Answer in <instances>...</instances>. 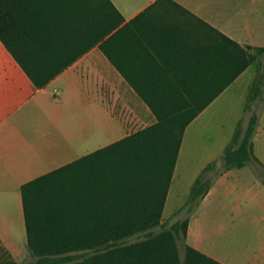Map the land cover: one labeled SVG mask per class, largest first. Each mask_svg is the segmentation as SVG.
<instances>
[{
	"label": "trees",
	"instance_id": "16d2710c",
	"mask_svg": "<svg viewBox=\"0 0 264 264\" xmlns=\"http://www.w3.org/2000/svg\"><path fill=\"white\" fill-rule=\"evenodd\" d=\"M96 1L95 36L64 39L60 47L61 39L34 35L32 0H0V39L37 87L47 86L96 44L113 59L107 49L111 37L105 36L123 16L110 0ZM103 6L110 7L106 23ZM203 24L206 52L193 50L185 69L149 85L134 83L121 69L156 116L153 124L22 185L27 244L35 257L25 264H225L187 243L185 215L195 212L230 168L254 162L264 181V163L254 150L264 104V46L243 45ZM28 45L41 49L24 52ZM251 64L257 74L221 161L208 163L194 181L176 210L185 218L163 219L187 126ZM0 264L20 263L9 257Z\"/></svg>",
	"mask_w": 264,
	"mask_h": 264
},
{
	"label": "crops",
	"instance_id": "0c3cea01",
	"mask_svg": "<svg viewBox=\"0 0 264 264\" xmlns=\"http://www.w3.org/2000/svg\"><path fill=\"white\" fill-rule=\"evenodd\" d=\"M110 1L123 16L122 22L105 36V39L111 37L107 49L114 61L96 44L45 87L39 88L34 84L0 39L1 235L24 228V183L156 121L149 105L133 88L121 69L132 77L134 83L140 85L156 84L154 80L160 79L162 74L185 69L190 66L193 50L206 52L208 40L203 21L243 45L264 46V0ZM32 3L35 36L61 39L60 47L65 46L64 39L95 36L96 0H32ZM99 12L104 17V22L106 18L109 22L110 7L103 6ZM39 49L41 47L38 45H28L24 52H38ZM73 50L78 51L76 48ZM256 74V65H249L187 126L163 210V219L169 218L164 214L172 197L178 194L176 187L185 178L186 172L181 167L182 162L185 163L191 135L201 134L211 123L223 125L224 120L221 119L226 117L224 106L231 98L237 101V114L232 124L234 129L243 116L249 87ZM97 124L104 135H112L114 138L94 144L95 139L90 135L96 133ZM80 135L85 136L80 139ZM226 145L223 142L217 149L206 151L204 155L207 157L200 164L193 162L192 169L189 168L192 172L190 191L194 181L210 161H221ZM256 155L264 163V157ZM189 164L190 162V167ZM250 164L255 167L254 162ZM235 176V167L228 169L217 179L202 201L207 202L217 194L222 196L225 192L219 191L218 185L230 187ZM254 182L255 186L249 185L244 197L261 198L264 194V182L261 178ZM256 185L260 187V192L253 193ZM227 192L230 191L226 190ZM241 202L238 199L235 203ZM11 203L15 204L20 214L19 227L9 217L8 206ZM183 204L184 202L174 205L171 214ZM249 209L238 207L234 208L235 212L228 213L225 212L227 207L199 205L189 221L188 243L225 264H264V244L255 255L236 259L230 253L215 252L199 240L203 228L210 224L223 227L226 220L235 222L239 220L235 214L246 213ZM260 209H255L252 213L256 215L251 218L253 221L261 222L264 219L256 214Z\"/></svg>",
	"mask_w": 264,
	"mask_h": 264
},
{
	"label": "rangeland",
	"instance_id": "374dc122",
	"mask_svg": "<svg viewBox=\"0 0 264 264\" xmlns=\"http://www.w3.org/2000/svg\"><path fill=\"white\" fill-rule=\"evenodd\" d=\"M236 103L237 101L233 100V98L227 100L225 103L224 109L226 117L221 119L224 120L223 125L220 123H211L205 128V130H203V132H201V134L191 135V140L189 142L190 144H188L187 147V149H189L186 150V157H183L185 163L182 162L181 167L182 171L186 172V175L185 178L180 181L181 183H178L179 185L177 184L178 186L176 189L178 194L172 197V200L164 214L166 217L169 216V218L166 219L169 220L177 217H184L182 213L177 214L175 212L171 214V211H173L174 205L181 204L183 202L185 203L188 200L190 194V178L192 175V172L189 170V168L192 169L191 166L193 162L200 164L203 159L207 157L204 155L206 151H213L221 146L223 142L228 144L232 139L236 126L240 121H237L233 129L232 124L237 114L235 111V107L237 105ZM84 136L85 135H80V139H82ZM90 136L95 139L94 144L96 145L103 142H108L114 138L112 135H104L101 132L98 124L96 126V133ZM254 150L259 156L264 157V104L260 115V124L254 136ZM189 162L190 167L188 166ZM194 167H196V165ZM235 169L236 176L232 179L231 182L233 184H231L230 187L227 188L223 184L218 185L219 191L225 193L220 197L218 194V196H212V198L207 202H203L202 199L199 205L227 207L228 210L225 212L228 213L235 212L234 208L236 209L238 207H247V209L250 208L249 211L242 214H235V216L239 217V220H236L235 222L226 220L223 227L217 226L219 224H216V226L215 224H210L209 227L203 228L202 235L199 237V240L207 244V246L213 249L215 252L221 254L230 253L235 256L236 259H245L247 256H253L259 252L262 245L264 244V219L261 220V222L253 221L251 219L253 216H256L255 214H252L254 210L260 208L261 211L256 212V214L259 217H264V194H262L261 198L244 197V192L247 190L249 185H254L253 183H255V179L260 177L256 173L255 167H253L250 163L246 164V166L241 169L238 167H235ZM221 175H219L217 179ZM261 180L263 181L262 178ZM226 190H229L230 192L226 193ZM259 190L260 187L256 185V187H254L253 193L260 192ZM238 199L242 200L241 204L235 203ZM8 210H10L9 217L14 219L16 227H19L20 214L17 212L18 209L15 204L11 203L8 206ZM192 215L193 213L185 215V217L191 218ZM228 215L230 216V214H227V216ZM22 222L24 228H17L15 231L9 232L8 234H0V261L11 257L18 263L25 264L30 260L35 259L28 248L24 216L22 218ZM186 241L188 243L187 239Z\"/></svg>",
	"mask_w": 264,
	"mask_h": 264
}]
</instances>
